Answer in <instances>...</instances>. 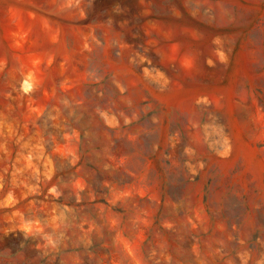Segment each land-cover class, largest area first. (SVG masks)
Masks as SVG:
<instances>
[{
    "label": "rangeland",
    "instance_id": "rangeland-1",
    "mask_svg": "<svg viewBox=\"0 0 264 264\" xmlns=\"http://www.w3.org/2000/svg\"><path fill=\"white\" fill-rule=\"evenodd\" d=\"M0 264H264V0H0Z\"/></svg>",
    "mask_w": 264,
    "mask_h": 264
}]
</instances>
